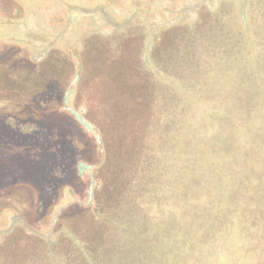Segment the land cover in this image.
Here are the masks:
<instances>
[{"label":"rangeland","instance_id":"obj_1","mask_svg":"<svg viewBox=\"0 0 264 264\" xmlns=\"http://www.w3.org/2000/svg\"><path fill=\"white\" fill-rule=\"evenodd\" d=\"M254 1L0 0V171L11 187L9 198L0 205V242L25 233L26 228L42 236L54 234L57 223H61L95 237L94 252L101 259L108 258L114 248L123 253L118 245H112L113 232L90 222L89 213L83 209L92 201L116 216L124 209L142 145L127 133L121 121H153L172 84L193 82L200 72L204 85L210 84V75L224 70V83L233 88L243 80L252 88H264V1ZM243 26L248 29V36L241 37L237 32ZM195 32H199L198 45L192 39ZM92 37H101L110 44L99 49ZM110 53L111 57L123 55L121 66H116L120 68L115 79L120 81L112 120L99 134L86 128L85 147L78 131H73L75 134L65 136L72 148H41L40 139H47L44 131L32 134L26 128V117L16 113L28 109L27 103H53L55 90L65 91L69 85L76 90L78 80L84 76L94 83V76L108 67ZM79 61L81 65L77 64ZM139 62L142 75L135 72L132 84L121 80L127 72L125 68L133 71ZM258 77L261 82L255 80ZM182 87L188 90L186 85ZM91 94L92 90L86 89L83 97L79 95L77 101L76 97L72 101L87 119H94L95 115L85 104ZM222 95L211 93L205 103L218 106ZM57 103L61 104L59 100ZM82 147L85 153L79 160L76 154ZM3 156L9 162V171L17 168V173L5 171ZM77 159L92 170L94 182L97 181L94 187L89 182L90 170L81 167ZM46 187L53 189L46 194ZM57 211L59 218L55 216ZM19 217L24 220L18 221ZM141 224L129 225L130 232H135L132 241H123L125 247L131 246L122 254V264H234V233L203 228L201 233L205 236L197 242L198 248L187 249L180 262L169 260L174 251L161 250L158 238L149 239V244L142 241ZM169 236L172 235L165 232L159 238ZM223 239H229L231 245L220 250ZM41 243L40 236L34 238L33 248ZM192 251L197 254L192 256ZM110 259L107 264L112 263Z\"/></svg>","mask_w":264,"mask_h":264},{"label":"trees","instance_id":"obj_2","mask_svg":"<svg viewBox=\"0 0 264 264\" xmlns=\"http://www.w3.org/2000/svg\"><path fill=\"white\" fill-rule=\"evenodd\" d=\"M257 1L261 3L264 0L254 2ZM243 28L237 32L241 37L248 36V29ZM198 34L195 32V38H192L195 45L200 44ZM90 39L97 42L95 45L99 49L109 43L101 37ZM110 55L107 57L109 68L94 76L96 83L84 76L78 80L76 90L74 85H69L65 91L55 90L53 103H27L28 109L16 113L26 117V128L32 134L44 131L47 139L41 138L42 144L38 141L41 148L54 147L64 151L72 148L65 136L75 134L73 131H78L82 146L87 145L84 130L88 128L99 134V130L112 120L116 87L120 81L115 79L120 68L116 66H121L123 55ZM29 59L39 63L33 57ZM77 64L81 65V61ZM74 66L76 68L75 63ZM136 66L133 71L125 68L127 72L121 80L126 79L132 84L135 72L141 76L143 66L140 62ZM200 73L193 82L184 80L172 84L165 104L153 121L132 124L121 121L127 133L142 145V154L132 180L134 184H130L128 199L119 216L99 209L94 201L83 206L90 215V222L104 226L103 231L108 229L113 232L111 236L115 239L112 245H118L125 252L117 253L111 247L113 251L108 258L101 259L94 252L95 237L57 223L54 234L42 236L26 228L25 233L4 239L0 242V264H107L110 258L111 264H122L121 256L131 246L125 247L123 241H132L135 231L131 233L129 225L135 223H143L139 237L146 244L150 243L149 239L158 238L161 250L165 253L174 251L169 260H184L182 255L187 249L198 248L197 242L204 238L201 230L216 228L224 234L234 233V264H264V88H252L244 80L233 88L224 83V70L216 76L210 75V84L204 85L200 82ZM255 80L259 82L260 79ZM183 84L187 86V91L182 90ZM86 89L92 90V96H87L85 104L95 114L94 119H87L72 105L73 99L76 97L77 101L79 95L83 97ZM205 92L208 95L214 92L223 94L218 97L220 104L213 106V103H205L208 96ZM38 123L41 126H37ZM84 147L76 154L79 160L85 153ZM79 160L78 163L84 167ZM2 164L5 171L17 173V168L9 171L6 157ZM87 170L91 173L90 186L94 187L97 181L94 182L92 170ZM1 173L0 205L2 200L9 198L7 192L11 189ZM51 189L46 187L45 193L48 194ZM58 212L55 214L57 218ZM121 214L123 216L120 217ZM21 220H24L23 217H19L18 221ZM165 232L172 236L159 238ZM39 236L42 243L34 249L33 239ZM223 240L219 244L220 250L231 245L229 239ZM167 241L171 242L170 245ZM162 254L164 252L159 255ZM196 254L191 252L192 256Z\"/></svg>","mask_w":264,"mask_h":264}]
</instances>
